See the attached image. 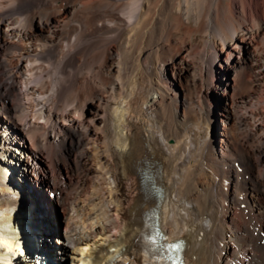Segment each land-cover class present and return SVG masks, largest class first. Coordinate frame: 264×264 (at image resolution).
I'll return each instance as SVG.
<instances>
[{
  "label": "bare ground",
  "instance_id": "1",
  "mask_svg": "<svg viewBox=\"0 0 264 264\" xmlns=\"http://www.w3.org/2000/svg\"><path fill=\"white\" fill-rule=\"evenodd\" d=\"M23 164L65 264H163L154 210L187 264H264V0H0V264L38 257Z\"/></svg>",
  "mask_w": 264,
  "mask_h": 264
},
{
  "label": "rangeland",
  "instance_id": "2",
  "mask_svg": "<svg viewBox=\"0 0 264 264\" xmlns=\"http://www.w3.org/2000/svg\"><path fill=\"white\" fill-rule=\"evenodd\" d=\"M131 0H124V2H130ZM142 2V0H141ZM103 9H107V7H103ZM159 11V9H158ZM159 17V16H158ZM129 54H124L122 58L123 63L126 60V57ZM222 97L218 98L217 101H215V108L216 112L220 113L225 108V95L220 94ZM223 105V106H222ZM219 120V119H218ZM159 127V123L157 124ZM14 144H17V141L14 142ZM202 163V162H201ZM58 164H61V160L58 159ZM13 167L16 166V164H12ZM152 171H154V174L159 171L158 164H151ZM22 172L24 173V177L19 178V174L17 170L12 173V184L8 185L10 188V192L13 194V203L14 206L17 208V214L13 218H11L8 222V228L13 227L14 233L18 238L21 240V242L25 245V250L29 251L30 247L29 243L33 241V239L36 240V245H34L33 251L38 256V260H40L42 263L40 264H65L67 261V253L65 248L61 245V243H56L55 239L60 238V236L57 234V230H61V220H60V209L57 205H55L54 197H50L47 192L48 183L47 180L44 178H35L33 175H31L28 172H25V166L26 165H17ZM157 167V169H155ZM203 167V163H202ZM15 182V183H13ZM22 184V185H20ZM33 186L32 188L27 187V185ZM21 193L22 196H27V205H19L16 204L14 201L18 197V193ZM46 192V193H45ZM25 196V197H26ZM47 205V207H45ZM21 212V213H20ZM47 215V216H46ZM23 220V221H22ZM23 223H22V222ZM21 222V223H20ZM61 222V223H60ZM17 225L20 226L23 233L17 231ZM15 226V227H14ZM23 226V227H22ZM28 226V227H27ZM47 226V227H46ZM27 230V231H26ZM19 233V234H18ZM27 242V245L26 243ZM42 242V243H41ZM44 246V247H43ZM29 247V249H28ZM40 250V251H39ZM52 251H56L60 253V257L58 261L52 260L50 257V253ZM32 251V250H31ZM39 254V255H38ZM37 258H29L27 257V261H25V264H33V260H36ZM31 260V261H29ZM64 262V263H63Z\"/></svg>",
  "mask_w": 264,
  "mask_h": 264
},
{
  "label": "snow or ice",
  "instance_id": "3",
  "mask_svg": "<svg viewBox=\"0 0 264 264\" xmlns=\"http://www.w3.org/2000/svg\"><path fill=\"white\" fill-rule=\"evenodd\" d=\"M170 247H172V248H178L179 245L178 244H172V245H170Z\"/></svg>",
  "mask_w": 264,
  "mask_h": 264
},
{
  "label": "water",
  "instance_id": "4",
  "mask_svg": "<svg viewBox=\"0 0 264 264\" xmlns=\"http://www.w3.org/2000/svg\"><path fill=\"white\" fill-rule=\"evenodd\" d=\"M25 246V245H24Z\"/></svg>",
  "mask_w": 264,
  "mask_h": 264
}]
</instances>
